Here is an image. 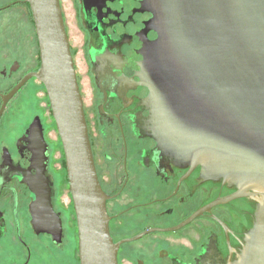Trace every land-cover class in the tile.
<instances>
[{
	"label": "flooded vegetation",
	"instance_id": "1",
	"mask_svg": "<svg viewBox=\"0 0 264 264\" xmlns=\"http://www.w3.org/2000/svg\"><path fill=\"white\" fill-rule=\"evenodd\" d=\"M60 6L114 242L188 221L122 243L119 264H126L121 259L129 264L239 261L262 196L254 194L255 182L206 177L201 165L177 161L154 137L143 74L159 34L146 0H60ZM40 65L29 2L0 0V257L12 264L48 256L80 264L66 157L60 135L65 163L52 140L58 130L45 85L31 77L4 99ZM239 193L194 217L200 208ZM42 197L60 220L59 240L53 234L59 227H35L34 218L49 216L47 209L37 210Z\"/></svg>",
	"mask_w": 264,
	"mask_h": 264
},
{
	"label": "water",
	"instance_id": "2",
	"mask_svg": "<svg viewBox=\"0 0 264 264\" xmlns=\"http://www.w3.org/2000/svg\"><path fill=\"white\" fill-rule=\"evenodd\" d=\"M26 1L35 21L41 65L4 99L31 77L43 82L64 147L80 264H119L122 243L156 230H175L188 221L114 242L108 195L95 166L60 0ZM146 4L159 34L143 74V83L150 88L153 135L177 161L201 165L208 178L257 183L254 194L263 201L245 252L233 264H264V0H146ZM241 195L219 198L194 217ZM43 202L42 197L37 210L47 209L49 216L34 218L35 227H59L53 233L59 240L60 220Z\"/></svg>",
	"mask_w": 264,
	"mask_h": 264
},
{
	"label": "rangeland",
	"instance_id": "3",
	"mask_svg": "<svg viewBox=\"0 0 264 264\" xmlns=\"http://www.w3.org/2000/svg\"><path fill=\"white\" fill-rule=\"evenodd\" d=\"M44 94H45V92L44 91H40L39 92V97H40V99L44 96ZM40 101H42V103L43 104H45L46 103V101H45V103L43 102V99H41ZM47 105H50L49 104V99L47 98V103H46ZM49 108H50V106H49ZM51 111V110H50ZM55 128H56V126H55ZM57 129V128H56ZM57 135H59L58 134V131H56V132H53V134L51 135L52 136V140L55 142L56 141V143H57V145L58 146H60L59 148H60V150L57 152V156H59V153L62 151L63 152V147H62V144H61V140H60V138H58V136ZM62 162L63 163H65V157H64V152L62 153ZM65 200H68V198L67 197H65ZM75 227H76V235H77V226L75 225ZM127 245H129L128 243L127 244H125V246H127ZM55 257V256H54ZM54 257H50L49 258V256H48V258H43V259H36V260H33L32 262H31V264H58L59 262H56L55 261V259H54ZM127 261L128 260H122L121 259V263H124V262H126V264H129V263H127ZM0 264H12V262L11 261H9L8 259H2L1 257H0ZM59 264H61V263H59Z\"/></svg>",
	"mask_w": 264,
	"mask_h": 264
}]
</instances>
